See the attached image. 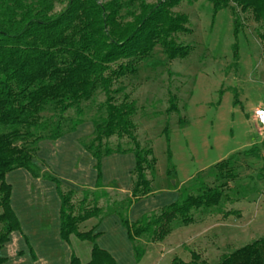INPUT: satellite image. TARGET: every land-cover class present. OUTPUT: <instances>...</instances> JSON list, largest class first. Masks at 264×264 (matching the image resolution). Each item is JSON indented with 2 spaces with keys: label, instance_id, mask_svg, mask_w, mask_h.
I'll use <instances>...</instances> for the list:
<instances>
[{
  "label": "trees",
  "instance_id": "obj_1",
  "mask_svg": "<svg viewBox=\"0 0 264 264\" xmlns=\"http://www.w3.org/2000/svg\"><path fill=\"white\" fill-rule=\"evenodd\" d=\"M66 5L56 9L57 0H0V251L14 231H22L11 198L9 172L24 168L35 177L55 181L61 200L60 236H72L92 243L91 258L83 262L73 252L67 264H120L102 248L96 232L102 220L118 215L127 228L137 262L146 254V244L162 241L179 225L195 222L196 211L217 208L230 199L226 189L238 178L233 156L211 168L216 184L209 185L201 172L179 189V198L158 210L129 219L132 205L153 193L156 158L152 147L137 138L136 102L116 83L134 74L140 62L149 58L160 44L169 60L184 58L191 46L177 42L173 35L189 32L185 14L171 8L193 0H58ZM214 12L240 8L259 23L258 36L264 51V0H209ZM127 17H131L127 20ZM243 22L235 18L239 32ZM98 93L105 96L90 120L91 136L81 140L96 159L95 188H68L54 175L43 172L34 161L42 140H57L88 121L86 102ZM73 110V115H67ZM168 132V127L165 129ZM128 138L131 144L114 147L110 138ZM134 153L130 193L113 199L103 183L102 159L113 153ZM245 154L252 150L244 151ZM150 173V176H149ZM230 213V212H227ZM96 219L88 229L82 224ZM7 260L0 254V264ZM170 264H208L201 254L192 259L175 257ZM219 264H264V238L225 255Z\"/></svg>",
  "mask_w": 264,
  "mask_h": 264
},
{
  "label": "rangeland",
  "instance_id": "obj_2",
  "mask_svg": "<svg viewBox=\"0 0 264 264\" xmlns=\"http://www.w3.org/2000/svg\"><path fill=\"white\" fill-rule=\"evenodd\" d=\"M146 1L156 5L163 0ZM65 5L57 0L56 9L59 11ZM171 11L189 19L185 26L190 31L173 35L177 42L191 46L188 56L169 60L158 44L151 56L139 63L134 74L121 78L115 85L124 87L136 102L137 138L142 146L153 148L156 158L154 196L135 202L129 219L135 221L153 206L171 203L170 198L166 200L170 191H162L163 187L174 190L199 172L206 176L209 185H215L211 168L231 156L235 158L239 176L226 189L230 199H224L217 208L196 211L194 223L176 226L164 240L147 243L141 262L136 261L121 219L106 218L96 229L103 232L97 242L102 248L110 245V252L117 255L118 258L113 254L120 264H170L175 257L190 261L192 252L201 254L208 264H219L225 255L264 238V128L255 118V109L264 107V51L257 33L259 23L237 7L215 13L209 0L184 1ZM238 16L243 28L236 32ZM104 99V94L98 93L94 101L84 103L89 122L80 127L81 131L94 127L90 119ZM73 113L70 110L67 115ZM110 143L114 147L119 143L128 147L131 141L113 136ZM246 150L252 153L245 154ZM75 158L71 157L69 163L78 164L80 159ZM49 165L51 173L67 180L62 182L68 188L80 183L93 186L97 182V171L89 160L84 161V171L78 176L70 175V168L60 167L56 160ZM128 165L127 158L107 159L103 183L111 189H129ZM11 178L16 189L14 204L25 213L26 227L15 232L10 242L19 249L9 251L5 246L7 250L0 251L7 258L3 264H46L49 260L41 257L46 252L53 261H58L65 250L60 237L59 197L54 192L51 196L45 191L36 193V183L23 186L22 173L15 172ZM72 178L74 182L70 181ZM29 188L32 196L24 200ZM125 195L111 191L113 199ZM42 217L46 220L44 228L37 224ZM96 222L89 220L81 228L88 229ZM71 238V247L67 245L70 252L74 251L83 262L89 261L91 242ZM23 249L25 254L21 255Z\"/></svg>",
  "mask_w": 264,
  "mask_h": 264
},
{
  "label": "crops",
  "instance_id": "obj_3",
  "mask_svg": "<svg viewBox=\"0 0 264 264\" xmlns=\"http://www.w3.org/2000/svg\"><path fill=\"white\" fill-rule=\"evenodd\" d=\"M255 118H254V115H253L252 120L256 124ZM88 122L89 121H86V122L82 123L81 125H79L77 127V129L75 131L70 132V133H67L64 136H62L61 138L57 139V140L46 139V140H42L40 142V144H39V151H38V155H37L38 157H36L34 159V161L41 167V169H42L43 172H48V173L56 176L55 174L51 173V171H50V165H49L50 162L51 161H54V160L57 161V165H59L60 167L61 166L63 167L64 165H66V167L68 166V169L70 168V171H68V173L70 175H74V176H78V175H80V174L83 173V171H84V168H83L84 165H83V163H84L85 160H89L90 163L93 164L94 168L96 169V167H95V165H96V159L84 147V145L81 142V140L83 138L88 137V136H91L92 133H93V131H94V127L91 130L88 127H87V129H84L82 131L80 130V127L83 126L84 124L88 123ZM258 141L259 140H257V142ZM252 142H254V141H252ZM63 156L66 159L65 163H63L64 162L63 161L64 159L62 158ZM75 156H78V158L80 159V160H77V162H79V163L78 164L69 163V161H71V157H73V159H76ZM110 157L119 158V159H124V158L126 159L127 158V160L130 163V165H128V167L126 168V170H128L129 171V174L131 175V187H132V184H133L132 170L134 169V167L136 165V158H135L134 153H131V152H129V153H113V154H111L109 156L104 157L102 159L103 177H105V165H106V161ZM61 161H62L63 165L60 163ZM19 171H21V172H19ZM96 171H97V169H96ZM15 172L16 173H22L23 174V179H24L23 180V184H22L23 186L26 185L28 182H29V184L36 183V186H37V188L35 189L36 190V193H40L42 191H45L46 193L48 192L47 196L48 195L51 196L50 194H53V192H54V193H56L57 198L59 197V194H58V190H57V184H56L55 181H52L50 179H46L44 177H35L27 169L19 168V169L13 170V171H11V172L8 173V175H7V181L8 182L10 181L9 183L12 185V198H11L12 206H13L14 210L16 211L19 219H20V222H21V225H22L23 229H25L26 225H25V223L23 221V215L25 213L18 211L17 207L14 204L15 203V200L14 199H15L16 189L13 186L14 182L12 181V178L11 177H13V175H14ZM56 177L62 182V179L63 178H59L58 176H56ZM63 180L65 182L67 181L65 178ZM73 180H74V178H72L70 181L74 182ZM62 183L64 184V186H69V185H67L64 182H62ZM71 184H73V183H71ZM104 185H105V187L107 188V190L109 192H111L112 190H118V191H120L123 194H128L131 191V187L129 189H123V190H121L120 188H118V189L112 188L111 189L110 186H107L105 183H104ZM183 185H185V182L183 184L178 185L174 190H172V188H170V187L169 188L168 187H163L162 191H165V192H169L170 191V196L169 197H166V200L168 198H170V200H172L171 203L174 202V200L176 201L177 195L180 194L179 193V189ZM95 186H96V182H95V184L93 186H87L86 184L80 183L78 185H75L74 184V187L73 188H78L77 190L80 191V190H82L85 187L95 188ZM31 191L32 190L29 188V191L27 192V194L25 192L26 197L23 195L24 196V200L27 197H30L31 198V196H32V193H30ZM151 196H154V195L151 194V195H149L147 197L142 198L141 200H143L145 198H149ZM177 198H179V197H177ZM59 200H60V197H59ZM141 200H139V201H141ZM139 201H137V202L139 203ZM60 203H61V200H60ZM167 204H170V203H167ZM167 204H165V205H167ZM136 205H137V203H134L133 206H132V208L130 209L129 217L131 216V214L133 212V209H134L133 207H135ZM165 205L153 206L151 209L148 210V212H151V211H154V210H158V209H160L161 207H163ZM60 206H61V204H60ZM110 216H117V217H119L118 215H115V214L109 215V216L105 217L102 220V222L106 218H109ZM39 218L41 219V216ZM44 218L45 217H42V220H40V219L37 220V224H39L38 226L40 228H44V225H45L44 222L46 221ZM59 221H60V213H59ZM131 221H134V220H131ZM102 222L100 224H102ZM60 223H61V221H60ZM15 232H17V231H14L11 234L10 241L5 245V246H7V248H8L9 251L10 250L19 249V247H16L14 245V243L13 244L10 243L11 242V239L13 237V234ZM21 233H23V232H21ZM102 234H103V232H102ZM127 235H128V231H127ZM100 236H102V235H100ZM100 236H99V238H100ZM99 238H98V240H99ZM128 238H129V235H128ZM71 239H70V242H67V241H65V240H63L61 238V240H62L61 244H62V247H64L65 250L63 251V254L60 256V259H58V261H53V259L50 257V255H47L46 254L47 252L44 253V255L41 256V257L43 259H45V260L46 259L49 260L47 263L46 262L45 263L46 264H61V263L62 264H67V263H69L70 260H71L72 254L74 252V251H72V253L70 252ZM68 244L70 245V247L67 246ZM5 246L3 247V249H6ZM104 247L110 252V245L105 244ZM24 251H25V249H23V251H20L21 255L25 254ZM36 253H35V255H38V253L37 254ZM111 253L115 255V253L113 251ZM115 256L117 257V255H115Z\"/></svg>",
  "mask_w": 264,
  "mask_h": 264
},
{
  "label": "built area",
  "instance_id": "obj_4",
  "mask_svg": "<svg viewBox=\"0 0 264 264\" xmlns=\"http://www.w3.org/2000/svg\"><path fill=\"white\" fill-rule=\"evenodd\" d=\"M255 117L258 124L264 128V107H258L255 110Z\"/></svg>",
  "mask_w": 264,
  "mask_h": 264
}]
</instances>
